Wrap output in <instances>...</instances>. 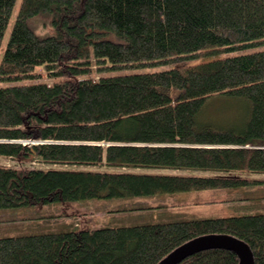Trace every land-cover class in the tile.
<instances>
[{
    "label": "trees",
    "instance_id": "16d2710c",
    "mask_svg": "<svg viewBox=\"0 0 264 264\" xmlns=\"http://www.w3.org/2000/svg\"><path fill=\"white\" fill-rule=\"evenodd\" d=\"M15 1L0 0V46ZM261 41L264 0H22L0 80L31 78L41 63L66 77L0 86V156L14 161L0 163V208L264 181L251 176L264 173V50L101 74ZM221 96L239 99L238 118L207 115ZM207 234L243 240L264 264V212L2 236L0 264H158ZM239 262L211 248L178 264Z\"/></svg>",
    "mask_w": 264,
    "mask_h": 264
},
{
    "label": "rangeland",
    "instance_id": "374dc122",
    "mask_svg": "<svg viewBox=\"0 0 264 264\" xmlns=\"http://www.w3.org/2000/svg\"><path fill=\"white\" fill-rule=\"evenodd\" d=\"M21 2L22 0L15 1L10 19L5 28L0 46V64ZM36 23L33 22L32 26L38 34L45 35L48 32H52L50 27L42 29V25ZM259 50H264V41L250 43L242 48L235 49L212 46L203 49L196 57L177 61L155 62L136 68L106 69L101 74L166 70ZM99 75L100 72L94 69L83 76L98 78ZM65 77L64 75H50L46 64L41 63L36 65L33 77L0 80V86L39 81L52 83ZM177 90L178 88H173V91ZM240 103L239 99L236 98L215 97L211 99L207 115L217 117L219 118L217 120L222 121L226 119L225 117L229 118L230 116L238 118ZM228 113H233V115L227 116ZM13 162L10 158L0 156V163L11 165ZM87 167L81 166V168ZM88 168L95 167L89 166ZM137 171L146 170L137 169ZM196 173L210 174V171H197ZM251 176L264 179V173H254ZM260 212H264V181L240 187L191 190L154 197L92 198L20 207H3L0 208V237L79 229L92 230L100 227H117Z\"/></svg>",
    "mask_w": 264,
    "mask_h": 264
},
{
    "label": "water",
    "instance_id": "95a60500",
    "mask_svg": "<svg viewBox=\"0 0 264 264\" xmlns=\"http://www.w3.org/2000/svg\"><path fill=\"white\" fill-rule=\"evenodd\" d=\"M37 143L39 140L29 139L26 143ZM211 248H227L234 250L240 257L239 264H255L249 245L243 240L226 234H207L191 239L164 257L158 264H178L196 252Z\"/></svg>",
    "mask_w": 264,
    "mask_h": 264
}]
</instances>
